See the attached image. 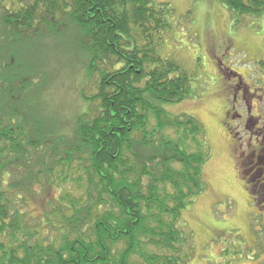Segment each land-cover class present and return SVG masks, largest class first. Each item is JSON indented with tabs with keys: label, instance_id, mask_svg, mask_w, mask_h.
<instances>
[{
	"label": "trees",
	"instance_id": "obj_1",
	"mask_svg": "<svg viewBox=\"0 0 264 264\" xmlns=\"http://www.w3.org/2000/svg\"><path fill=\"white\" fill-rule=\"evenodd\" d=\"M214 1L235 28L264 18V0ZM177 20L164 0H0V264L192 262L182 218L210 151L195 117L165 110L191 88L162 54ZM43 32L79 51L65 122L23 48Z\"/></svg>",
	"mask_w": 264,
	"mask_h": 264
},
{
	"label": "rangeland",
	"instance_id": "obj_2",
	"mask_svg": "<svg viewBox=\"0 0 264 264\" xmlns=\"http://www.w3.org/2000/svg\"><path fill=\"white\" fill-rule=\"evenodd\" d=\"M164 1L176 11L178 22L162 54L178 61L191 81L189 97L165 110L172 117H195L203 125L210 151L202 171L206 189L183 212V229L190 231L195 241L190 264H264V244L257 246V257L244 255L243 242L250 243L255 236L257 245L264 243V232L254 234L248 229L257 226L235 173L231 135L223 125L230 104L229 84L251 76V86L257 81L255 88H264V18L235 28V17L214 0ZM71 40L64 32H43L22 45L28 52L27 64L35 66L36 72H48L45 100L64 122L79 112V89L84 86L83 81L64 83V72L70 69L67 62L77 64L74 60L79 59ZM91 87L87 86L88 91ZM260 107L264 114V105ZM247 249L245 245V252Z\"/></svg>",
	"mask_w": 264,
	"mask_h": 264
},
{
	"label": "flooded vegetation",
	"instance_id": "obj_3",
	"mask_svg": "<svg viewBox=\"0 0 264 264\" xmlns=\"http://www.w3.org/2000/svg\"><path fill=\"white\" fill-rule=\"evenodd\" d=\"M225 72L231 73L227 69ZM250 78L241 76L234 84H229L232 87L227 89L230 104L226 107L223 125L231 135L235 173L247 196L252 221L257 226L249 225L248 229L257 234L264 232V114L260 111V106L264 105V88H255L257 81H252L251 86ZM260 90L263 92L258 95ZM256 241L254 236L250 243L243 242L244 255L257 257L256 248H262L264 243L257 245Z\"/></svg>",
	"mask_w": 264,
	"mask_h": 264
}]
</instances>
